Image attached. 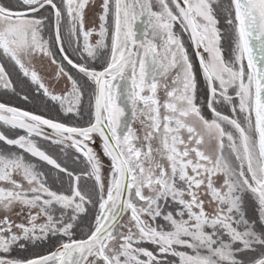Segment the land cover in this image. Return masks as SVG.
<instances>
[{
    "label": "snow or ice",
    "instance_id": "6c2138e0",
    "mask_svg": "<svg viewBox=\"0 0 264 264\" xmlns=\"http://www.w3.org/2000/svg\"><path fill=\"white\" fill-rule=\"evenodd\" d=\"M154 3L158 10H153ZM214 3L216 0L0 3V53L38 91L58 102L65 113L80 114L83 89L57 61L53 41L43 37L49 19L43 15L46 8L54 17V44L62 60L91 87V119L86 127L66 126L0 103V121L28 134L9 139L0 133V141L66 173L70 182V194L58 193L23 155L0 154V210L4 212L0 217V264H174L169 256L178 257L179 264H244L238 253L264 248V227L257 231L256 221L244 212L245 196L251 194L259 224L264 225V0H230L225 9L232 32L230 60L222 55ZM92 7L97 11L89 26L87 10ZM137 21L144 24L143 39L137 37ZM177 23L190 33L212 119L205 118L197 103L199 81L173 30ZM94 35L98 37L95 43ZM109 38L110 56L97 70L88 61L100 58ZM66 43L83 63L70 58ZM36 54L58 66L57 77H66L70 84L67 91L56 94L49 90L30 67ZM0 85L14 90L3 64ZM161 88L163 102L158 95ZM219 104L230 105L233 116L219 111ZM129 107L133 120L139 119L146 129V146L137 143V132L126 122ZM44 126L52 130L54 138L43 132ZM33 135L54 144L70 141L83 154L85 174L94 179L98 201L81 190L79 175L40 149L31 139ZM97 135L103 154L111 161L107 185L103 164L88 146ZM212 141L216 150L210 153L204 145ZM221 176L222 183H218ZM137 200L143 203L138 205ZM169 200L176 206L174 212L164 210ZM97 203L86 238L74 239L73 230L87 212L86 205L96 207ZM57 206L59 216L55 215ZM12 213L21 218L19 223ZM42 217L44 222L38 223ZM158 218L167 228L156 223ZM50 236L59 238L55 251L35 258L11 256L14 247H26L21 241L35 243ZM145 241L155 249L142 247ZM253 264H264V255Z\"/></svg>",
    "mask_w": 264,
    "mask_h": 264
},
{
    "label": "rangeland",
    "instance_id": "374dc122",
    "mask_svg": "<svg viewBox=\"0 0 264 264\" xmlns=\"http://www.w3.org/2000/svg\"><path fill=\"white\" fill-rule=\"evenodd\" d=\"M0 2L4 4L11 2L14 4L15 0H0ZM56 2L59 4L60 0H56ZM98 3H99V0H93V4H98ZM229 3H230V0H216V3H214L213 5L217 19L219 21L218 27L222 34L220 46L222 49V55L225 58V60H230L232 58V47H233L232 32L225 20V17L227 15V13L225 12V9L228 7ZM153 10H158L157 7L155 6V3H154ZM96 11L97 10L95 7L89 8L87 10V21H88L89 26H91V22L94 18ZM50 12H51L50 8H46L43 12V15L49 17V19L46 21V28L43 32V37L45 40L53 41L52 51L55 53L57 61L62 62L64 64L65 69L69 71L70 74H72L74 78H76L79 81L81 88L83 89L84 95L82 97V104L79 109L80 114L76 115L74 112L65 113V111L61 109L60 104L58 102L51 101L49 98L43 95L42 91H38L37 86L33 85L28 78L24 77L23 74L19 71L18 67H16L13 62L9 61L6 57H4L2 53H0V64H3L6 71L8 72L9 77L14 85V90L6 89L2 85H0V103L13 104L27 111H31L35 113L36 115H40L43 118L50 119L54 122L65 124L66 126H76V127L84 126V125H87L91 119V113L89 109V99L91 96V87H89L90 82L86 83V78L84 77L81 78V75L77 74L76 70H73L69 65H67V63H65L62 60V57L54 44V40H55V35H54V30H53L54 29L53 28L54 19L52 16H50ZM135 30L137 32L138 39H143L144 37L142 33L144 31V24L141 21H137L135 25ZM173 30L176 33V35L180 38L182 43L184 44L188 52V55L193 63V66L196 70V73H197V78L199 81V88H198V93H197V103L202 107V114L205 116V118L212 119V114L210 113V111L207 109L205 105V101H204L205 85L203 82V77L200 75L199 63L195 55V49L190 40V34L189 32L184 31L180 27L179 23L174 25ZM97 38L98 37L94 35L91 38L92 42L95 43V40ZM106 43L108 44V48L101 49L100 58L95 61L96 64H100L101 66H105V59L110 56V38L106 40ZM65 47L68 51L70 58L80 63L84 62V61L79 60V57L72 52L71 48L67 46V43L65 44ZM201 51L203 50L201 49ZM204 55L207 56L206 53H204ZM89 61L91 63L93 62L92 60H89ZM30 67H33L38 72L39 76L41 77L43 82L48 86L51 92H54L56 94H63L65 91L68 90V88H70V84L67 81L66 77H57L56 73L58 71V66L52 64L49 58L36 54L32 57ZM244 67L246 71L247 70L246 61H245ZM81 81L83 82L81 83ZM229 94L233 96L235 103L238 105L239 101L238 99L235 98V93L231 89L229 90ZM158 95L161 101L163 102L165 98V93H164L163 88L159 90ZM25 96L27 97V99H24ZM121 103H124V102L121 101ZM217 108L223 114L228 115L230 117L233 116L230 105L219 104L217 105ZM5 115H10V114H5ZM237 115H238V118L242 121L243 116L239 115L238 107H237ZM126 122L132 123L133 128L137 132V135L139 136V140L137 141V143L143 144L146 146L147 142L144 141L143 139L146 129L143 125L140 124L139 119L133 120L130 107L127 113ZM10 127L11 125H7L3 121H0V133H3L9 139L18 138L21 135H24V136L28 135L27 131L24 129H20V128L11 129ZM225 127L228 128V130H231L233 132L235 131L234 129H231L230 126H225ZM43 132L46 133L49 137L54 138V134L50 130L43 128ZM41 138L42 137H37L35 135L31 137V139H33L37 143V145L40 147L41 150L45 151L47 154L51 153L52 157L56 159L57 162L64 163L62 167H65L71 170V172L73 171L76 175H79L81 177L79 181L81 190L85 192L86 195L91 196L94 200L98 201V190L94 191V185H95L94 179H89L88 176L85 174L86 171L84 168V164L80 161V158H79V154H80L81 157L85 160L83 154L78 153L75 148L71 147L70 141L67 143V145L61 144L69 149V150H66V149H62L61 147H58L57 145L56 146L48 145V142ZM88 146L94 150V152L99 156L103 164L102 176H103L105 185H107V180L109 178V173H110L111 161L108 157H106L103 154L101 138L98 135L94 136V142L89 143ZM13 147H14L13 149L12 147L8 148L0 143V154L9 155L11 153H15L16 155H23L22 154L23 151H21L16 146H13ZM204 149L210 153L214 152L216 150V142L212 141L211 143L205 144ZM145 150H146V147H145ZM23 157L27 162L39 165V172L44 173V176L42 178L46 181L47 186H48V182L51 183V186H48L51 188V190L56 191L58 193L70 194L69 189L64 191L61 184L59 183L60 181L65 180L64 172H60L58 170L57 175L51 172V177L49 178L48 173L45 172V169L42 166V164L34 162V158H38V157H33L31 156V154H29L27 158H25V155H23ZM69 159H70L69 163L66 164L67 160ZM71 161L75 163V167H74V163ZM164 163L167 164V161L165 160ZM42 168L44 169V171ZM63 174H64V177H63ZM15 178L17 180L20 179L19 176H16ZM222 179L223 178L221 176L218 180V183H222ZM142 203H143L142 201L137 200L138 205ZM172 206H174V211H175L176 206L174 204ZM86 207H87V212L81 215L79 226L74 228L73 230L74 232L73 238L85 237L86 234H88L89 226L94 222V218L98 210V203L96 207H93L92 204H87ZM169 207L171 206L167 205L164 210L166 212L171 211L170 210L171 208ZM205 207H206V210L209 213H211L212 209L209 208L207 204L205 205ZM244 212L247 218H249L250 220L256 221L257 231H259L261 227H264V225L259 224L257 204H256V201L251 197V194H248L245 196ZM3 215H4V212L0 210V217H2ZM11 215H12V219H14L17 223L20 222L21 218L19 216L15 215V213H12ZM55 215L56 216L60 215V210L58 206H57ZM126 218L127 216H125V219ZM43 222H44V218L42 217L38 221V223H43ZM156 223L163 225L167 228V225L164 221L163 222L156 221ZM206 230L211 231V229H206ZM48 239L38 240L35 243L21 241V243L26 244V247L23 249L19 248L18 246L14 247L13 251L11 252V256L16 257V258H21V257L35 258L41 255H44L48 253L53 247H55L54 246L55 243H51V241H49ZM58 239L59 238L54 237L53 241H56L57 243ZM63 239H67V238L65 237ZM225 239H227V237H225ZM141 246L149 250L155 249V246L147 241L143 242ZM180 250H186L188 252H191V250H187V249H180ZM262 255H264V248L257 246L255 250L253 251L246 252L242 255L238 253L237 258L242 259L244 261V264H253V260L259 259ZM176 263L179 264V261H177Z\"/></svg>",
    "mask_w": 264,
    "mask_h": 264
},
{
    "label": "trees",
    "instance_id": "16d2710c",
    "mask_svg": "<svg viewBox=\"0 0 264 264\" xmlns=\"http://www.w3.org/2000/svg\"><path fill=\"white\" fill-rule=\"evenodd\" d=\"M1 3V2H0ZM88 63L92 66V67H94V68H96V69H101L103 66H101L100 64H96L95 63V61H93L92 63L90 62V61H88ZM73 70H75V69H73ZM81 78H83L82 76H81ZM82 80H84V79H82ZM83 81H81V83H82ZM4 101V100H3ZM11 129H14V128H12V127H10ZM38 137V136H37ZM41 139H43V138H41ZM43 140H45V141H47L48 142V145H57L58 147H61L62 149H66V150H69L68 148H66L65 146H63V145H61V144H54V143H52L51 142V140H49V139H43ZM0 143L1 144H3L4 146H6V147H8V148H11L12 147V149L14 148L13 146H9V145H7V144H5L3 141H0ZM11 150V149H10ZM21 151H23L22 149H20ZM71 151V150H70ZM23 155H25V158H27V156L29 155V153H27V152H24L23 151V153H22ZM50 156H52V154L51 153H48ZM79 158H80V161L84 164V168H85V171L87 172L88 171V169H87V165H86V162H85V160L81 157V155L79 154ZM69 161H70V159L69 160H67V163L66 164H68L69 163ZM34 162L35 163H40V164H42V166L44 167V169H45V172L46 173H48V176H49V178L51 177V172H53L54 174H56L57 175V173H58V169H55L53 166H51V165H48L45 161L43 162V161H41V160H39L38 158H34ZM71 162H73V161H71ZM61 166L62 165H64V163H61V162H58ZM74 163V162H73ZM32 164V163H31ZM35 165V167H36V170L37 171H39V165H36V164H34ZM41 166V167H42ZM74 167H75V163H74ZM43 169V168H42ZM44 169H43V171H44ZM68 171H70L71 172V170H69V169H67ZM73 172V171H72ZM80 172H82V171H80ZM79 172V173H80ZM63 177H64V174H63ZM69 177H68V175L65 173V180H62V181H60L59 183L61 184V186H62V188H63V190L64 191H66V190H68L69 189V186H70V182H69V179H68ZM48 186H51V183L50 182H48ZM167 205L168 206H171V207H169V208H171L170 210L171 211H173L174 212V206H172L173 205V203L170 201V202H168L167 203ZM53 238L54 237H49V241H51V243H55L54 244V246H56L57 245V243H56V241H53ZM54 248V247H53ZM52 248V249H53ZM51 249V250H52ZM255 261V259L253 260V262ZM252 262V261H251Z\"/></svg>",
    "mask_w": 264,
    "mask_h": 264
},
{
    "label": "water",
    "instance_id": "95a60500",
    "mask_svg": "<svg viewBox=\"0 0 264 264\" xmlns=\"http://www.w3.org/2000/svg\"><path fill=\"white\" fill-rule=\"evenodd\" d=\"M198 60V59H197ZM199 62V61H198ZM99 70H101V69H99ZM6 106H9V107H14V108H17V109H19V110H21V111H26V110H24V109H21V108H19V107H16V106H13V105H9V104H5ZM27 112H29V111H27ZM29 113H31V112H29ZM33 114V113H32ZM36 115V114H35ZM86 126H88V125H85V126H81V127H86ZM44 128H46V129H48V130H50L51 132H52V130L51 129H49V128H47V126H44ZM55 249H56V247L52 250V251H55ZM52 251H50V252H52ZM49 252V253H50ZM49 253H46V254H44V255H47V254H49ZM41 256H43V255H41Z\"/></svg>",
    "mask_w": 264,
    "mask_h": 264
},
{
    "label": "flooded vegetation",
    "instance_id": "af4514ba",
    "mask_svg": "<svg viewBox=\"0 0 264 264\" xmlns=\"http://www.w3.org/2000/svg\"><path fill=\"white\" fill-rule=\"evenodd\" d=\"M210 113H211V112H210ZM158 221H159V222H163V219H162V218H159V219H157V222H158ZM78 238H79V237H78ZM74 239H77V238H74ZM56 246H57V245H56ZM56 246H55V247H56ZM55 247H54V248H55ZM54 248H53V249H54ZM50 251H51V250H50ZM168 259H169V261L174 262V264H178V263H176L177 261H179V258H178V257H171V256H169Z\"/></svg>",
    "mask_w": 264,
    "mask_h": 264
}]
</instances>
